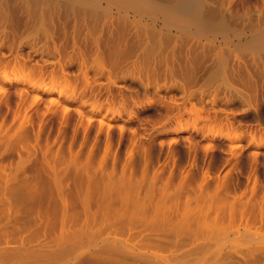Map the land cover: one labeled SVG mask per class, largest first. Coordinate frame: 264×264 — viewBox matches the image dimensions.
I'll list each match as a JSON object with an SVG mask.
<instances>
[{
    "label": "rangeland",
    "instance_id": "374dc122",
    "mask_svg": "<svg viewBox=\"0 0 264 264\" xmlns=\"http://www.w3.org/2000/svg\"><path fill=\"white\" fill-rule=\"evenodd\" d=\"M178 1L0 0V264H264V0Z\"/></svg>",
    "mask_w": 264,
    "mask_h": 264
},
{
    "label": "bare ground",
    "instance_id": "6f19581e",
    "mask_svg": "<svg viewBox=\"0 0 264 264\" xmlns=\"http://www.w3.org/2000/svg\"><path fill=\"white\" fill-rule=\"evenodd\" d=\"M24 1H26V0H24ZM30 1V0H29ZM113 1V0H112ZM138 0H134V2H137ZM141 1V0H140ZM206 1V0H205ZM97 2V1H96ZM93 3H95V2H93ZM98 3V2H97ZM144 3V2H143ZM39 4V3H38ZM68 4V3H67ZM132 4H134L133 3V1H132ZM136 5H139V4H136ZM146 6H147V4H146ZM151 6V5H150ZM204 4L200 1V0H179L177 3H175L174 5H173V10L172 9H170V10H172L173 12H168V11H165V14H164V12H163V14H164V19L167 17L168 19H169V22H173V21H175L177 24H183L182 25V27H185V26H189V24L191 23L192 25L196 22V24H199V26L200 27H204V23L205 22H203L204 21ZM95 6H92V8H94ZM141 9H142V7L141 6H139ZM139 7H138V10H140L139 9ZM91 9V8H90ZM109 9V8H108ZM149 10V9H148ZM153 9H150V11H152ZM84 11V10H83ZM91 11V10H90ZM143 11V10H142ZM141 11V12H142ZM168 12V13H167ZM99 13V12H98ZM138 13V12H137ZM68 14V13H67ZM162 14V15H163ZM95 15V14H94ZM158 18V17H157ZM167 18H166V20H167ZM204 18V19H203ZM207 18V20L209 19V17H206ZM214 19V18H213ZM170 20H172V21H170ZM164 21V20H163ZM168 21V20H167ZM192 21H194V22H192ZM213 21H215V20H212V23H210L211 22V19H210V22L209 21H206V24H207V22H209L208 23V25H206V26H208V27H217L218 26V24H214V22ZM221 21H223V20H221ZM188 22H189V24H188ZM203 22V23H202ZM175 23V24H176ZM186 23V24H185ZM215 23H219L220 24V21L219 22H215ZM167 24V23H166ZM176 24V25H177ZM188 24V25H187ZM168 25L170 26V24L168 23ZM176 25H175V27H176ZM202 25V26H201ZM172 26L174 27V25L172 24ZM194 26H196L195 24H194ZM198 26V27H199ZM180 27V26H179ZM181 27V29H183ZM198 27H196L197 29H198ZM207 27V28H208ZM264 27V26H263ZM220 28V27H219ZM200 29V28H199ZM203 30V29H202ZM262 32H263V34H262ZM261 32V35L262 36H260L261 37V39L260 40H257L259 43H261L263 46H264V31H262ZM223 34H225V33H223ZM235 38H236V36H235ZM257 39V38H256ZM45 92L46 91H48V92H50V93H52L53 91H56V87L55 86H46L45 88ZM248 90V89H247ZM42 91V90H41ZM43 92H44V90H43ZM57 92V91H56ZM48 94V93H47ZM22 135V134H21ZM25 143V142H24ZM27 144V143H26ZM88 160H90V159H88ZM102 160V159H101ZM86 166V165H85ZM84 169H85V167H84ZM53 170V169H52ZM86 174H89V173H86ZM81 175V174H80ZM82 176V175H81ZM94 179H92V181H93ZM81 180H79V182H80ZM98 181H99V179H98ZM110 182V181H109ZM130 182H131V180H130ZM90 183V182H89ZM128 186L127 187H129V184H127ZM98 186V184L96 185V187ZM125 186V185H124ZM87 187V186H86ZM89 187H91V186H89ZM99 187V186H98ZM131 188V190H132V187H129V189ZM91 189V188H90ZM136 188H134V190H135ZM123 189H121V191H122ZM124 192H123V194H124V197L126 196V194H128V191L127 192H125V190H123ZM106 192V191H105ZM119 195L120 196H122L121 195V192L119 193ZM103 196H104V194H103ZM106 196V195H105ZM112 197V196H111ZM123 197V198H124ZM132 198V195H130L129 194V198H127V200H129V199H131ZM106 199H108V197H105ZM104 197H103V199H105ZM109 199H111L110 197H109ZM125 199H126V197H125ZM123 201V200H122ZM121 201V204H124L123 202ZM132 201V200H131ZM135 200H133L132 202H134ZM108 202V201H107ZM136 202V201H135ZM111 203V202H110ZM120 203V202H119ZM129 203H130V201H129ZM129 203H128V205L127 206H130L129 205ZM105 204H107V203H105ZM134 204H138L137 202L136 203H134ZM110 206H115V205H113V204H110ZM123 206H125V205H123ZM122 206V207H123ZM138 206H140V205H138ZM106 207V206H105ZM116 207V206H115ZM119 207V206H118ZM117 208V207H116ZM131 208V207H130ZM102 209V208H101ZM144 209V208H143ZM118 211V210H117ZM123 211V210H122ZM221 226H222V224H221ZM221 230V229H220ZM223 230H224V228H223Z\"/></svg>",
    "mask_w": 264,
    "mask_h": 264
}]
</instances>
